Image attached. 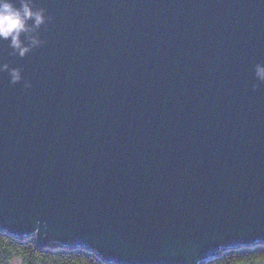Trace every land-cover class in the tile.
Returning a JSON list of instances; mask_svg holds the SVG:
<instances>
[{"label": "water", "instance_id": "95a60500", "mask_svg": "<svg viewBox=\"0 0 264 264\" xmlns=\"http://www.w3.org/2000/svg\"><path fill=\"white\" fill-rule=\"evenodd\" d=\"M28 2L42 23L0 38L3 230L114 264L264 233V0Z\"/></svg>", "mask_w": 264, "mask_h": 264}, {"label": "trees", "instance_id": "16d2710c", "mask_svg": "<svg viewBox=\"0 0 264 264\" xmlns=\"http://www.w3.org/2000/svg\"><path fill=\"white\" fill-rule=\"evenodd\" d=\"M0 225V264H11L15 257L23 264H114L111 254L101 256L96 251L76 246L40 244L34 235L16 236L3 230ZM22 234V231H17ZM79 241H76L77 243ZM240 242H246L241 244ZM218 246L226 245L218 256L204 264H261L264 262V233H252L250 237L220 240ZM235 245V246H232ZM107 258V259H105Z\"/></svg>", "mask_w": 264, "mask_h": 264}, {"label": "clouds", "instance_id": "9594fccd", "mask_svg": "<svg viewBox=\"0 0 264 264\" xmlns=\"http://www.w3.org/2000/svg\"><path fill=\"white\" fill-rule=\"evenodd\" d=\"M33 17L37 25L44 19L42 13L32 10L28 0H21L19 7L16 0H0V38H11L13 44L19 47L20 34L27 30V21ZM260 74L264 77V68L260 69ZM16 78L19 79V74Z\"/></svg>", "mask_w": 264, "mask_h": 264}, {"label": "rangeland", "instance_id": "374dc122", "mask_svg": "<svg viewBox=\"0 0 264 264\" xmlns=\"http://www.w3.org/2000/svg\"><path fill=\"white\" fill-rule=\"evenodd\" d=\"M11 264H23V262H22L21 258L15 257L12 259ZM261 264H264V262Z\"/></svg>", "mask_w": 264, "mask_h": 264}]
</instances>
